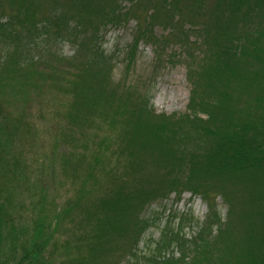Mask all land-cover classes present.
I'll list each match as a JSON object with an SVG mask.
<instances>
[{
    "label": "rangeland",
    "instance_id": "1",
    "mask_svg": "<svg viewBox=\"0 0 264 264\" xmlns=\"http://www.w3.org/2000/svg\"><path fill=\"white\" fill-rule=\"evenodd\" d=\"M172 1L0 0L6 16L25 26L48 22L63 41L51 40L47 53L27 63L0 43V200L17 226L52 213V222H40L55 264L85 262L88 249L73 240L79 227L107 235L94 243L95 264H127L139 217L152 221L138 245L144 256L176 216L192 213L186 233L193 237L211 209L224 223L231 218L229 205L234 216L221 245L198 262L229 263L225 249H263L264 167L223 166L216 146L235 135L248 145L264 141L257 78L264 73V0L236 11L233 0H174L170 12ZM97 39L113 58L102 71L90 62ZM222 42L243 48L236 67L249 80L215 74L218 53L208 49ZM186 52L201 101L193 110ZM248 217L258 225L251 241L239 233Z\"/></svg>",
    "mask_w": 264,
    "mask_h": 264
},
{
    "label": "trees",
    "instance_id": "2",
    "mask_svg": "<svg viewBox=\"0 0 264 264\" xmlns=\"http://www.w3.org/2000/svg\"><path fill=\"white\" fill-rule=\"evenodd\" d=\"M250 1L251 0H233L232 6L236 11V9L241 7H249ZM177 6L178 5H175L173 0L169 6L170 12L175 10ZM256 6H259V4ZM17 19L16 15L6 16L3 14V7L0 3V43L8 48H15L19 51L21 55H23V59L26 63L38 59L42 54L47 53L49 47H51V40L56 39L58 42L57 44L63 42L59 37H54L51 34V27L48 22L28 24V26H25ZM178 34L183 36L182 31L175 33V35ZM170 35H174L173 29L170 30L168 36ZM185 41L186 40L180 38L179 43L180 46L182 45V48L187 51L188 46H186ZM102 46L103 43L97 39L90 55L91 65L95 66L99 71L110 67V64L113 62L112 56L106 54ZM210 49H216V52L218 53V61L212 67L218 77L225 76L223 73L229 72L231 75L229 77L225 76V78H232L234 81H236L238 77L245 81L249 80V78L242 75L239 72L238 67H236L238 65V60L243 56V48L232 42H222L211 45L208 51H210ZM131 51L132 49L128 47L125 59L126 65L129 62L128 58ZM202 51L203 50H201L199 54H203ZM190 55V52H186V54L184 53L183 63L190 75V84L194 87V89H191L189 102V110H193L192 106L195 104L198 105L201 101L196 95V81L193 78L189 63ZM135 60L136 59L134 58L132 63ZM164 61L165 60L159 58L157 68L161 67ZM257 78L259 91L264 95V73H259ZM229 138L231 139L226 142H220L216 146L217 154H224L225 156V163L223 166H231L238 170H251L264 167V141H255L248 145L247 143L242 142L243 138L240 135H235ZM2 172L4 175L8 174L5 170H2ZM224 202L227 203V199L224 198ZM6 208L7 206L5 203L0 200V264H55L56 252L54 250L52 253L47 248L50 236L41 233V231L44 230V226L40 222V218H43L44 216L48 221L52 222V213L50 217L46 214L43 216L34 215L30 225L21 227V225L17 226L15 224L12 214L8 212ZM78 208L85 210V206H74V209ZM118 211L120 216L126 214L123 202L119 203ZM229 213L231 218L227 219L224 223L218 208L211 209L203 222H197V233L193 237H188L186 233V230L195 222L192 220V213L187 212L183 215L176 216L174 220H178L177 225L175 226L172 224V226H166L152 251L150 250L151 252L144 254V256H140L141 253L138 254V245L141 236L150 228L152 221L148 218L141 219L139 217V219L134 222L135 226L132 235L131 249L125 256L127 264H200V262H198L200 257L205 260L206 254H209L215 247L221 245L225 233V226L232 221L234 216V211H232L231 205H229L228 216ZM118 224L119 222L112 224V229L110 231L112 236H114V227L116 228ZM257 230V219L253 220L252 217L246 218V221L242 222L239 227V233L246 241L258 238ZM77 232V238H73V240H79V244L88 249V255L86 256L85 262L80 264H85L86 262L87 264H93L92 261H94L95 264L93 253L97 248L94 246V243L105 240L107 235L103 232L96 231L86 233L80 227ZM174 250L177 254H175ZM223 251H230L227 258L231 261H229V263L222 262L221 264H264V245L263 249L258 254L251 251H245L244 249H242V252L237 253L233 250L231 251L227 249ZM61 264H66L65 257Z\"/></svg>",
    "mask_w": 264,
    "mask_h": 264
}]
</instances>
